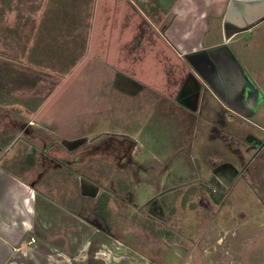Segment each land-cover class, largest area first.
<instances>
[{"label": "rangeland", "instance_id": "rangeland-1", "mask_svg": "<svg viewBox=\"0 0 264 264\" xmlns=\"http://www.w3.org/2000/svg\"><path fill=\"white\" fill-rule=\"evenodd\" d=\"M124 1L136 19L119 53L116 21L108 31L102 0H84L79 43L61 42L64 25L44 42L39 68L58 67L60 56L56 78L25 74L27 91L11 98L20 104L0 103V159L16 161L10 169L39 193L34 232L7 264H264V186L242 169L248 123L164 39L190 32L188 50L206 32L205 46L222 43L228 0ZM255 33H240L231 49L245 53ZM154 49L164 59L154 68L170 79L158 91L145 82ZM40 108L31 124L27 113Z\"/></svg>", "mask_w": 264, "mask_h": 264}, {"label": "crops", "instance_id": "crops-1", "mask_svg": "<svg viewBox=\"0 0 264 264\" xmlns=\"http://www.w3.org/2000/svg\"><path fill=\"white\" fill-rule=\"evenodd\" d=\"M116 1L117 3H114V0H102L100 10L101 17L105 19L103 24L106 21L105 27L108 31L112 22L115 23L116 21V25H118V27H116L119 32L115 33L114 40L118 43L116 49L119 53L120 46L126 45L128 41L134 38L132 33H128L127 30H125V26L127 20L131 19V22L134 21L136 15L133 14L130 8H127L128 5L126 1ZM230 1L231 0L227 1L229 3H227L222 20L224 32V41L222 43L205 46L203 41L206 32H204L202 37H198L199 40L194 46L185 50L186 43L188 44L191 41V33L180 32L174 33L175 38L170 37V35L173 36V33L168 34L166 36L169 39L168 41L164 37L165 46H168L174 56H176V54L180 56V59L189 58L188 55L198 53L200 49H203L200 52L204 51L205 53L203 54L205 58H207L210 49L224 46L223 48L226 50L222 48L223 52L221 55L225 63L220 69V75L213 73L214 76L211 82H208L206 77L199 74L201 70L198 72L197 69L193 67L198 72L196 73L193 70L201 82H204L216 96L218 95V90L223 91L224 89H230L231 92L234 88L239 87V84L245 87L246 83L249 82L254 83L264 92V30L258 32L260 29H264V8L262 11L254 12V14L250 16L251 23L245 28L240 29L235 26L238 23L243 24L241 23L244 20L243 17L237 18V16H235V22L232 23H228L226 20ZM83 3L84 0H70L69 3H63V0H0V103L5 102L10 106L20 104L17 102L16 104L13 103V100L17 101V99L20 98L12 100L11 98H16V96H14L16 94L22 95L25 93L26 88L23 86L25 74H28L27 78L32 73L37 75L55 74L53 77L56 78V72L62 64L60 56L58 67L55 66L50 69L47 67L45 69L39 68L40 65L45 66L47 61V45L44 42H47V37L53 32L56 38L59 27L62 28L61 25H64L67 28L68 34L63 37L64 31L62 30L60 39H64V41L61 42L68 44L69 46H67V48L70 49H72V45L78 44L79 30L84 26L83 24L85 21L82 14ZM112 3L115 5L113 10L109 9ZM140 20L141 18L138 20L139 24ZM122 23H124V26ZM228 29L232 30L229 36L226 35L227 31L229 32ZM170 30L171 29L168 30V33ZM249 31L257 33H255L250 42L247 43L245 53H243V49L238 46H236L238 50L231 49L232 41H234L240 33ZM151 37L153 38V36ZM108 39L110 42L112 41V37H108ZM102 40L105 41L103 36ZM156 42H158V40ZM163 48L166 49V47ZM54 49L50 46L47 50L54 51ZM59 49H62V46H60ZM154 50L156 62L152 60L154 63L151 62L150 64V79L149 81L145 79V82L150 83L152 85L151 88L158 91V84L161 83V80L164 81L163 84L168 85L170 79L165 70L161 73L157 67L154 68V64L158 62V56L164 61L162 55H157L159 50ZM228 51L230 52V56L227 53ZM260 52H262V54ZM169 55H171V53ZM262 56L263 63L261 64L260 57ZM237 76H240L242 81L241 79L237 81L238 79L234 78ZM58 79L62 81L61 75ZM45 82L46 79L42 81V86L38 82L36 88H39V90L41 87L45 88ZM224 85H226V87ZM59 86H61V84ZM112 89H117V87L114 86ZM94 99L96 101L95 96ZM105 99H102L103 104L106 102ZM169 100L178 101L179 98L175 97ZM95 101L90 109L92 115L95 113ZM22 102L21 105L24 106ZM28 106H31V103ZM225 107L227 108L228 106ZM227 109L231 110L234 114H237V112L241 113L240 110L234 111L230 108ZM183 110L185 113H188L186 106ZM24 112L25 111H22L23 114ZM43 112V108L34 110L30 114L26 112L31 117L28 121L34 125L35 123L39 124V119ZM51 121L55 120L52 119ZM5 135L6 133L1 136ZM32 147L33 146L30 145L28 149H25L28 151L29 148L32 149ZM3 151L4 150H2V152ZM14 163H16V161ZM14 163H5V158L0 159V264L8 263L16 248L22 244L26 236L34 232V228L37 224L36 202L39 193L35 189V183L28 182L24 176L20 177L14 170L10 169L12 165L15 166ZM17 167L18 166H15L14 169ZM25 170L27 172L29 169Z\"/></svg>", "mask_w": 264, "mask_h": 264}, {"label": "flooded vegetation", "instance_id": "flooded-vegetation-1", "mask_svg": "<svg viewBox=\"0 0 264 264\" xmlns=\"http://www.w3.org/2000/svg\"><path fill=\"white\" fill-rule=\"evenodd\" d=\"M263 8L264 0H231L226 14V20L228 23H232L235 22V16H237V18L243 17L244 20L241 22L243 24L238 23L235 26L243 29L251 23L250 16L253 15L254 12L262 11ZM201 50L203 49H200L198 52ZM223 50L226 49L223 48ZM223 50L222 48L219 50H213L208 53L207 58H205L204 54L197 53L190 55L189 58L186 57L183 60L196 73L201 70V73L199 74L206 77L208 82H211L214 74L220 75V69L225 63L221 55ZM227 53L230 56V52L228 51ZM193 67L197 69L198 72ZM234 78H237V81H240L239 79H241L240 76ZM224 86L226 87V85ZM217 93V98L220 103H223L225 106H228L227 108L234 111L240 110L241 113L237 112L236 115L240 118H244L246 123H248L249 129H247L245 137L247 139V160L242 164V169L247 172L246 178L250 184L264 186V114L261 115V111L264 109V92L254 83L249 82L246 83L245 87L239 84V87L234 88L231 92L230 89H224L223 91L218 90ZM242 160L243 158L239 159V161ZM100 198L101 195L97 198L95 205ZM93 211L95 212V209H93ZM96 216L104 223L106 230L110 228V226H107L105 223L107 218L97 214Z\"/></svg>", "mask_w": 264, "mask_h": 264}, {"label": "water", "instance_id": "water-1", "mask_svg": "<svg viewBox=\"0 0 264 264\" xmlns=\"http://www.w3.org/2000/svg\"><path fill=\"white\" fill-rule=\"evenodd\" d=\"M223 47H224V46L214 47V48L210 49L208 52H211V51H213V50H219V49H221V48H223ZM198 53L203 54V53H205V52L202 51V52H198ZM193 54H197V53H193ZM193 54H192V55H193ZM188 56H190V55H188Z\"/></svg>", "mask_w": 264, "mask_h": 264}, {"label": "trees", "instance_id": "trees-1", "mask_svg": "<svg viewBox=\"0 0 264 264\" xmlns=\"http://www.w3.org/2000/svg\"><path fill=\"white\" fill-rule=\"evenodd\" d=\"M101 198H102V197H101ZM101 198H100V199H101ZM109 199H110V197L108 198L107 205H108ZM106 207H107V206H106ZM100 216H101V215H100Z\"/></svg>", "mask_w": 264, "mask_h": 264}]
</instances>
